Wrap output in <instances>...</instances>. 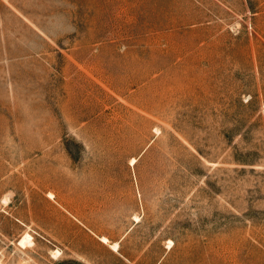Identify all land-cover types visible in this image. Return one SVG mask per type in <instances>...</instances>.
Segmentation results:
<instances>
[{
	"label": "rangeland",
	"instance_id": "obj_1",
	"mask_svg": "<svg viewBox=\"0 0 264 264\" xmlns=\"http://www.w3.org/2000/svg\"><path fill=\"white\" fill-rule=\"evenodd\" d=\"M0 264H264V0H0Z\"/></svg>",
	"mask_w": 264,
	"mask_h": 264
},
{
	"label": "bare ground",
	"instance_id": "obj_2",
	"mask_svg": "<svg viewBox=\"0 0 264 264\" xmlns=\"http://www.w3.org/2000/svg\"><path fill=\"white\" fill-rule=\"evenodd\" d=\"M29 239H30V235H29V234H26V235L24 236V238H22L21 243L24 244V243H26L27 241H29ZM102 240H103V241H106V237H102ZM118 246H119L118 242H114V243L112 244L113 249H117Z\"/></svg>",
	"mask_w": 264,
	"mask_h": 264
}]
</instances>
